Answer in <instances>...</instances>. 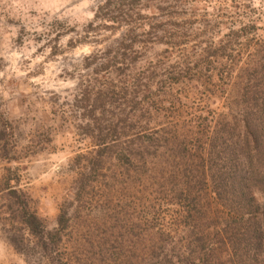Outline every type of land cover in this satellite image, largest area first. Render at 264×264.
<instances>
[{"label":"rangeland","instance_id":"obj_1","mask_svg":"<svg viewBox=\"0 0 264 264\" xmlns=\"http://www.w3.org/2000/svg\"><path fill=\"white\" fill-rule=\"evenodd\" d=\"M263 64L264 0H0V264H199L205 141Z\"/></svg>","mask_w":264,"mask_h":264},{"label":"trees","instance_id":"obj_2","mask_svg":"<svg viewBox=\"0 0 264 264\" xmlns=\"http://www.w3.org/2000/svg\"><path fill=\"white\" fill-rule=\"evenodd\" d=\"M259 70L242 100L230 106V120L214 125L205 141L202 177L225 217L212 244L202 247L199 264H264V64ZM16 192L21 191L9 194ZM17 211L24 231L39 241L48 237L55 242L65 223L62 213L57 228L47 231L23 200ZM40 247L47 249L44 243Z\"/></svg>","mask_w":264,"mask_h":264}]
</instances>
